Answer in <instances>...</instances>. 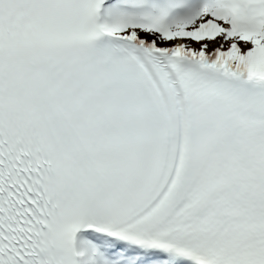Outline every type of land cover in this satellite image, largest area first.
Returning a JSON list of instances; mask_svg holds the SVG:
<instances>
[{"label": "snow or ice", "instance_id": "6c2138e0", "mask_svg": "<svg viewBox=\"0 0 264 264\" xmlns=\"http://www.w3.org/2000/svg\"><path fill=\"white\" fill-rule=\"evenodd\" d=\"M0 264H264V0H0Z\"/></svg>", "mask_w": 264, "mask_h": 264}]
</instances>
